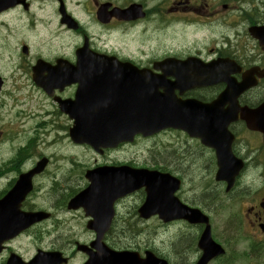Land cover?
I'll use <instances>...</instances> for the list:
<instances>
[{
	"label": "flooded vegetation",
	"instance_id": "af4514ba",
	"mask_svg": "<svg viewBox=\"0 0 264 264\" xmlns=\"http://www.w3.org/2000/svg\"><path fill=\"white\" fill-rule=\"evenodd\" d=\"M56 1L58 6L59 2L63 3V0ZM225 1L228 4L220 3L213 7L208 5L206 0H126L125 2L124 0H105L103 3L109 2L112 7L118 8H129L133 5L132 3H137L143 6L142 11L145 13V17L137 21L117 22L116 19H111L107 25L98 23L95 16L97 8L103 3L98 4L93 1L90 2L92 12L86 13V10L84 11L82 15L87 17L84 19L81 15L76 24V30L61 33L62 30L59 29L58 32L61 33L62 38L73 39L77 41L78 45L87 39L86 36L90 39L95 37L100 39L118 35L123 43H127L129 39L132 49L129 46H122L119 49H110V47L100 49L94 47L93 43L90 42L89 48L101 54H115L118 56V60L129 62L139 69L149 68L165 59L198 58L203 62H208L215 58L230 57L234 60L232 63L216 69L211 79L195 81L188 88L175 91L179 97L178 101H195L202 104L212 103L225 93L224 100L218 106H220L221 112L229 113L231 117L236 118V121L229 124L228 131L232 137L231 153L234 159L242 162V169L233 178L232 186L228 190L227 182L215 180L217 170L215 151L204 146L200 139L192 138L180 130L167 129L150 138L138 136L134 138L132 143L120 144L115 149H98L97 152L87 146H75L67 135V130L71 129L74 121L69 114L60 110V104L75 99L77 85L63 87V64L56 65L54 63L56 59L65 57L57 55L53 59L49 54L36 53L35 45L37 43L23 45L0 33V65L8 67L10 71H19L23 68L32 70L39 59H43L51 65L50 70H42L40 73L42 87L39 90L31 86L29 79L25 81L27 95L25 96L24 115L33 119L42 116L45 118L40 125L38 137L30 146L38 149L41 156H46L49 164L39 177L38 182L44 191L43 205L35 207L28 203L29 201L23 205L24 211H42L50 216L48 220L33 226L10 242L13 245L15 242L24 241V249H15L5 243L0 264H2L1 262L6 264L5 261L13 254L27 260L28 254L33 253L32 256H34L42 250L62 252L69 259V264L85 263L87 254L80 251L77 245L90 247L95 243L97 237L95 230L104 225L107 220V212L98 217L94 216V218L86 216L82 210H67V203L78 192L87 187V180H85L83 187L52 190L57 186L55 183L59 182V178L66 171L69 174L73 172L74 162H79L78 159L71 157V152L92 153L96 157V163L92 168H83V178L84 173L90 171L89 176L93 177V181L95 180L94 177H104L110 172L107 170L100 174L98 169L101 167L144 169L178 179L180 186L175 194L176 198L188 208L207 215L212 225L214 221L211 215H215L217 222H223V225L228 229L227 233L223 232L224 240H220L225 248L230 246L226 242V238L231 242L235 235L240 237L248 234V240L257 239L258 242H264V54L261 52L258 42L253 40L248 32L251 28L264 27V0ZM74 4L75 8L79 10L80 3ZM224 5L227 7L225 10L223 9ZM35 6L39 9V0H35ZM203 11L207 13L208 18L227 14L213 25L219 29L220 35L211 42V45L168 47L163 50H159L157 46L142 45L141 39L144 35L148 34L152 38L159 30L172 25L175 22L173 17L180 16L187 19L186 22H194V20L200 19L198 15L202 14ZM178 22H183V20ZM84 27H94L96 31L83 30ZM79 35L84 38L80 40ZM78 45L73 52V58H65L71 64L75 62L76 57L74 55ZM24 48L28 49L27 56L23 54ZM185 50L187 53L184 52ZM47 56L49 59L45 58ZM170 81L173 84L176 83L173 78H170ZM113 91L115 93L118 91L116 85L113 86ZM88 99L92 102V111L84 114L78 112L79 116L104 118L105 111L95 106L93 94L89 95ZM29 107L32 109L29 110ZM61 118H65V124H61ZM126 118L127 116H123L120 120V123H124V128H126ZM166 135H177L181 138V144L178 148L174 149L172 144L158 145L157 142ZM222 140L226 142L227 139L222 137ZM144 141H152L154 144L151 149L153 155L141 159V154L131 152V148ZM192 146L198 147L202 156L203 164L202 169H200L202 173L199 178L197 176L188 177L185 163L180 166L181 162H188V165L190 162H195L184 157L191 155L189 149ZM61 150H68L67 156L62 154ZM118 153H122L121 158L117 156L110 158L111 155ZM132 153L133 158L126 157ZM163 158H166L167 162H161ZM138 162H151V165L137 166L136 163ZM30 163L29 160V162L19 165V170H27L26 168ZM10 165L11 171L14 173L18 166ZM62 168H65L63 174L61 173ZM50 182L53 183L52 186L49 185ZM189 192L197 195L198 200H189L186 197ZM36 194L38 193L33 195ZM134 196H138L139 202L133 204L134 207H129V211L127 210L123 215L121 208ZM143 201L144 192L140 190L117 199L113 203L110 225L102 237L101 244L116 252L125 251L129 249L117 246L115 236L121 238L125 237L126 232L129 231L141 232V229L146 228L154 220L166 227L181 225L198 230L196 239L192 236L179 237L183 240L188 239L189 245L193 246V250L188 248L189 251L185 257L181 258V264H194L201 255L196 244L203 226H190L183 221L164 224V220L162 222L157 216H151L152 214L149 212L146 213L145 219L138 212ZM89 226L93 229H90ZM80 230L84 233L79 234ZM115 231H118L119 234L115 235ZM65 238V247L62 244H57ZM54 244H57L59 248ZM133 251H138L141 255L145 253L138 245H135ZM157 256L167 261L170 260L164 255L158 254ZM216 261L211 262V264H215ZM100 263H107L105 255L101 256Z\"/></svg>",
	"mask_w": 264,
	"mask_h": 264
},
{
	"label": "rangeland",
	"instance_id": "374dc122",
	"mask_svg": "<svg viewBox=\"0 0 264 264\" xmlns=\"http://www.w3.org/2000/svg\"><path fill=\"white\" fill-rule=\"evenodd\" d=\"M34 6H35V0ZM40 1V7H39V19L47 18L48 16L54 19V24L62 29V27L59 24V15H58V2L56 0H39ZM65 2L67 11L69 14L75 18L80 19L83 8L80 7L79 10L75 8V4L77 1L80 0H63ZM86 3V13L92 12V7L90 2H97L98 4H101L105 2V0H84ZM117 1V0H115ZM126 0H124L125 2ZM203 3V2H202ZM204 4V3H203ZM221 4H224L221 2ZM36 8V6H35ZM184 8V7H183ZM227 8V7H225ZM203 10V8H202ZM86 15H82L84 17ZM200 18L207 19V13L203 11L202 14L198 15ZM87 17V16H86ZM85 17V18H86ZM175 22L170 25L168 28L159 30L152 38L146 34L142 37V45L149 46L150 44L152 46H157L159 50H163L168 47H178V46H200V45H211V42L218 38L219 29L215 26H209L207 24H198V25H189L186 24L187 19L175 16L173 17ZM183 22H178L182 21ZM45 35L44 31H38L37 36L42 37ZM152 39V43H151ZM30 43L31 41L28 40ZM77 43V41L68 39V38H62V39H56L54 37H51L50 39L48 37L43 38L42 40H39V42L35 45L36 53L42 52L43 54H49L51 56L53 55H64L68 56L71 55L72 49L74 45ZM127 44V45H126ZM68 45H71V48L68 50ZM94 47L100 48V49H106L110 47V49H119L120 47L129 46L130 49H132L131 44L129 43V39L127 43H123L122 40L119 43V39L115 38L114 36L111 38H100V39H94L93 40ZM184 52L187 53V50ZM4 102V99H0V103ZM32 109L29 107V110ZM1 121H0V130H3L5 132V139L0 142V162L4 161L7 156L11 157V154L14 150V148L22 143L23 137L16 135V132L11 131L10 127L13 126V123L15 122L14 115L9 114V124L6 123V112L1 108ZM61 124H65L66 120L65 118H61L60 120ZM159 146H166L168 144H172L174 146V149L178 148V146L181 144V138L177 135H166L161 138L160 141L157 142ZM152 141H144L139 143L136 147L131 148V152H136L137 154H141V159L143 158H149L153 155L151 153V149L153 148ZM25 148H29L30 150H33L30 145H25ZM191 155L184 156L186 159H189L191 161L190 165H188V162H181V164L185 163V166H187L186 174H188V177L194 178L197 176L199 178L200 174L202 173L200 169H202V156L200 155V150L198 147L192 146L190 149ZM62 153H67L65 150H61ZM38 154V149H35L34 151L30 152L27 156L32 157L36 156ZM26 155L22 154L20 157L17 158L20 162H22L26 157ZM114 156H117L121 158L122 153H118L117 155H111L110 158H113ZM16 157V156H15ZM127 158H133V153L126 156ZM35 158H31L28 168L31 167L36 161ZM98 160V159H97ZM161 162H167L166 158L161 159ZM94 163H96V157L92 153H88L85 157L83 162H79L78 165H73V172L69 174L68 171L64 173L65 168L61 169V173L64 175L59 178V182L55 183L57 186H55L53 191L58 190H69L76 187H83L85 179L83 178V168L88 167L92 168ZM137 166H144V165H151V162H138L136 163ZM26 168V169H28ZM69 168V166H67ZM14 177L11 175L9 179ZM8 179V180H9ZM8 181H2L0 180V190H3V184H7ZM44 182V181H42ZM49 185H53L52 182L49 183ZM43 196L44 193H38L34 196H32L28 203L32 204L35 207H41L43 205ZM189 200H198L197 195H195L193 192H189L186 196ZM139 202L138 196H134L131 199L127 201L126 204H124V207L121 208L122 214L124 215L125 212L128 210L129 207L133 206V204H137ZM134 207V206H133ZM131 209V208H130ZM126 216V215H125ZM122 216V217H125ZM212 219L214 221L212 225V232L213 236H215L217 239L220 240L222 238V230L216 226L217 223V217L215 215H211ZM156 218V217H152ZM158 219V218H156ZM71 225H74L71 223ZM197 231L196 229L191 228H185V226H172V227H166L158 223L156 220H154L150 225H148L146 228L141 229L142 234H140L137 231H129L126 232L125 237L116 238L115 236V244L119 247H126L129 250H134L135 245H138L141 250H150L154 251L157 254L164 255L168 257L171 264H181V258L185 257L187 252L190 250H193V246H190L187 240L180 239L179 236L182 233H191L193 234L194 239L197 238ZM63 233V232H62ZM84 231L80 230L79 234H83ZM114 234H119L118 231H115ZM24 241H18L15 242L12 246L17 249L18 247H23ZM57 244H62L64 247L66 246V238L62 242H59ZM57 244H54L56 247ZM59 248V247H58ZM70 249V248H69ZM235 251H237L239 254L241 252H245L244 245L237 244L235 246ZM33 253L29 255L28 258L32 256ZM228 259V256L226 255L223 258V263ZM216 264V263H215ZM235 264H264V250L261 252H254V254L249 257L248 260L243 261L242 259H239Z\"/></svg>",
	"mask_w": 264,
	"mask_h": 264
},
{
	"label": "water",
	"instance_id": "95a60500",
	"mask_svg": "<svg viewBox=\"0 0 264 264\" xmlns=\"http://www.w3.org/2000/svg\"><path fill=\"white\" fill-rule=\"evenodd\" d=\"M127 11H115L112 15H116L118 18H126L129 19L130 16L127 15ZM127 15V16H124ZM110 15H106L105 12L101 14V19L105 21L104 18L109 17ZM82 59H78V63H82L79 66V69L81 71H85L87 69H90V65L101 63V59L97 57H85L83 55L80 56ZM126 93H121L118 96L122 98ZM169 111V105L165 101H152V100H146L142 102V114L141 117H139V125L136 130L133 132H130L128 135L132 136L135 133H141L144 136L151 135L155 131L161 128H165L169 126V121L172 119L168 116ZM118 134H116V137ZM73 139L75 141L80 142L79 138H76L72 135ZM103 142V137L101 136L99 139V145ZM99 184L102 183L101 179H96ZM105 185L101 187H97V184H94L92 187L90 185V188L87 192L82 193L80 196L77 197L76 200L69 203L70 209H77L78 205L87 204L89 206H92L94 208H98L101 204L103 199L105 198V192H106ZM155 196H151L149 194L148 196V205H144L142 212L145 210V208H151L152 210L155 209L153 205V201ZM152 201V202H151ZM4 215L2 212H0V219H3ZM10 221H15V224H17V216L10 215L9 217ZM3 221H0L2 223ZM24 226L21 228H18L15 232L17 233L20 231ZM2 226H0V231L2 230ZM209 228L207 227L204 231L198 246L203 251V254L199 261L196 264H207L210 259L217 256L218 254H221L222 251L219 249L218 246L214 245L210 239L209 236ZM41 255V254H40ZM47 261L45 264H58L56 258L53 255H46ZM118 259V257H116ZM122 264V263H120ZM134 264V263H132ZM142 264H166L164 261H156V260H149Z\"/></svg>",
	"mask_w": 264,
	"mask_h": 264
}]
</instances>
